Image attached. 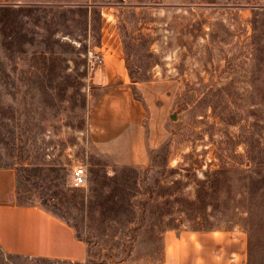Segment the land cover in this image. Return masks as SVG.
Wrapping results in <instances>:
<instances>
[{
  "label": "rangeland",
  "instance_id": "rangeland-1",
  "mask_svg": "<svg viewBox=\"0 0 264 264\" xmlns=\"http://www.w3.org/2000/svg\"><path fill=\"white\" fill-rule=\"evenodd\" d=\"M114 39L131 79L163 90L135 96L168 109L142 165L108 160L88 129L85 55ZM0 165L86 242L81 261L0 247V264L150 261L168 229L240 234L244 264H264V0L0 3Z\"/></svg>",
  "mask_w": 264,
  "mask_h": 264
},
{
  "label": "crops",
  "instance_id": "crops-1",
  "mask_svg": "<svg viewBox=\"0 0 264 264\" xmlns=\"http://www.w3.org/2000/svg\"><path fill=\"white\" fill-rule=\"evenodd\" d=\"M100 49L103 64L90 90L92 144L99 145L108 160L142 165L149 149L164 138L165 121L156 120L155 112L165 114L167 107L155 110L145 104L148 96L160 97L162 87L155 91L159 83L131 79L116 39ZM146 86L153 89L151 95ZM0 247L12 254L54 260L81 261L86 255V242L74 226L35 200L32 187L14 165H0ZM244 251V237L234 232L168 229L162 232L155 259L123 264H244Z\"/></svg>",
  "mask_w": 264,
  "mask_h": 264
},
{
  "label": "built area",
  "instance_id": "built-area-1",
  "mask_svg": "<svg viewBox=\"0 0 264 264\" xmlns=\"http://www.w3.org/2000/svg\"><path fill=\"white\" fill-rule=\"evenodd\" d=\"M86 69L89 73H96L103 64V56L95 49H88L86 52ZM73 186H81L86 182V172L83 167H74L71 172Z\"/></svg>",
  "mask_w": 264,
  "mask_h": 264
}]
</instances>
